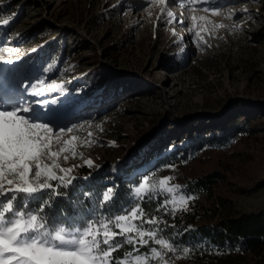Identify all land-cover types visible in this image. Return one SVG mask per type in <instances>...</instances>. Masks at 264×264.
I'll use <instances>...</instances> for the list:
<instances>
[{"label":"rangeland","instance_id":"obj_1","mask_svg":"<svg viewBox=\"0 0 264 264\" xmlns=\"http://www.w3.org/2000/svg\"><path fill=\"white\" fill-rule=\"evenodd\" d=\"M184 4L0 0V21L8 20L0 23V93L21 94L50 127L83 126L62 140L93 134L94 143L76 147L82 156L59 159L62 167L78 166L67 200L85 205L79 220L127 209L145 174L174 177L170 183L194 198L176 214L205 218L214 206L264 213V0ZM53 82L62 87L47 90ZM38 83L46 89L40 97L31 94ZM178 123L192 127L183 134ZM161 130L163 140L142 150ZM61 147L53 143V151ZM89 158L91 168L84 164ZM107 187L118 195L105 209L98 200ZM162 199L141 203L156 210ZM37 203L30 202L31 210L39 211ZM56 224L79 227L72 220Z\"/></svg>","mask_w":264,"mask_h":264},{"label":"snow or ice","instance_id":"obj_2","mask_svg":"<svg viewBox=\"0 0 264 264\" xmlns=\"http://www.w3.org/2000/svg\"><path fill=\"white\" fill-rule=\"evenodd\" d=\"M148 2L151 3V0ZM160 2L164 3V0ZM176 2L181 7L185 6L184 0ZM201 2L207 3V0ZM204 10L208 11L209 8ZM211 11L218 13V7H211ZM166 14L172 18L169 22L176 19L173 13ZM191 19L195 22L206 18L193 16ZM177 22L184 23L182 20ZM0 23L7 24L8 20ZM218 27L225 25H211L212 30ZM195 35L203 40L199 31ZM7 51L11 52L12 49ZM5 63L13 64V61L7 60ZM60 87L62 85L53 82L47 85V90ZM32 89L31 94L36 97L42 96L46 90L40 83L33 85ZM23 91L27 92L28 89L24 88ZM23 100L21 94L0 93V264H150L152 260L158 261V264H168L166 254L178 249L174 242L162 236L160 225L164 221L146 212L141 201L162 195L156 212L175 215L179 211H186L194 198L186 195L180 184L170 183L174 177L145 174L132 190L137 201L130 203L119 214L100 215L97 219L87 220L72 216L79 227L58 226L43 214L44 207L53 202V198L68 195L65 190L74 187L77 177L73 172L78 167H62L59 159L63 156L66 162L69 155L65 153H71L73 158L82 156L76 147L90 145L95 140L91 132L86 140H80L76 135L62 140L65 133H74L83 126L50 127L51 122H41L36 109ZM61 142L63 147L53 151V143ZM46 160L51 163H45ZM84 164L89 168L94 166L90 158ZM117 195L114 187H107L99 194V206L107 209ZM36 201H42L37 204L39 211L30 208V202ZM150 244L153 246L148 252L141 254V250ZM125 246H131V250L121 258H115L113 253ZM181 251L185 255L190 254L188 248Z\"/></svg>","mask_w":264,"mask_h":264},{"label":"trees","instance_id":"obj_3","mask_svg":"<svg viewBox=\"0 0 264 264\" xmlns=\"http://www.w3.org/2000/svg\"><path fill=\"white\" fill-rule=\"evenodd\" d=\"M219 125L217 123L215 126ZM176 127L184 134L192 125L178 123ZM164 135L165 130L152 132L143 141L142 150L162 141ZM215 175L213 172L208 176ZM94 176L95 179L99 177ZM257 187L259 184L251 186L248 190ZM71 189L72 187L65 191L69 194ZM67 196L53 198V202L44 207L43 214L55 222L72 220V216L78 217L85 210V205L76 207L67 200ZM142 206L150 215L158 214L154 210L155 205L149 206L142 202ZM210 210V214L205 218L203 215L189 212L175 215L158 214L164 221L160 225L163 237L174 242L178 249L166 254V259L172 255L176 256L172 261L167 260L168 264H264V213L231 208L218 211L217 206ZM150 246L153 245L142 249L141 253H147ZM184 248L190 249V254L185 255L181 251ZM130 250L131 246H125L113 255L115 258H121ZM150 264H158V261L152 260Z\"/></svg>","mask_w":264,"mask_h":264},{"label":"bare ground","instance_id":"obj_4","mask_svg":"<svg viewBox=\"0 0 264 264\" xmlns=\"http://www.w3.org/2000/svg\"><path fill=\"white\" fill-rule=\"evenodd\" d=\"M171 13H173V11H170Z\"/></svg>","mask_w":264,"mask_h":264}]
</instances>
